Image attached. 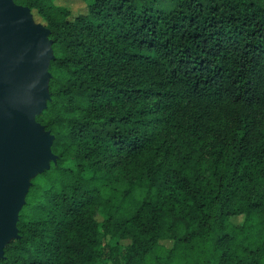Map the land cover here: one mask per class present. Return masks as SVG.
<instances>
[{"label":"trees","instance_id":"trees-1","mask_svg":"<svg viewBox=\"0 0 264 264\" xmlns=\"http://www.w3.org/2000/svg\"><path fill=\"white\" fill-rule=\"evenodd\" d=\"M12 1L48 30L55 159L0 264H264V0Z\"/></svg>","mask_w":264,"mask_h":264},{"label":"water","instance_id":"water-1","mask_svg":"<svg viewBox=\"0 0 264 264\" xmlns=\"http://www.w3.org/2000/svg\"><path fill=\"white\" fill-rule=\"evenodd\" d=\"M47 34L27 7L0 0V248L4 235L17 234L30 178L55 159L52 136L39 135L35 120L49 98Z\"/></svg>","mask_w":264,"mask_h":264},{"label":"rangeland","instance_id":"rangeland-1","mask_svg":"<svg viewBox=\"0 0 264 264\" xmlns=\"http://www.w3.org/2000/svg\"><path fill=\"white\" fill-rule=\"evenodd\" d=\"M56 3L59 4V5H63V6H66L68 7L69 9H71L72 11V15H76L78 13H81V12H85L86 10V5L84 2L80 1V0H56ZM29 14L31 15V19H32V22L34 24H42V20L35 15L34 12H32L31 10H29ZM47 45H49V42L47 39H45ZM50 49V47H49ZM46 80V79H45ZM37 133L39 135H46L48 136V134L40 127L38 126L37 129H36ZM48 166V164H46L42 169L46 168ZM41 170L37 171L35 173V175H33L30 180L36 176L38 173H40ZM98 219H100V217H98ZM241 221V219H234V222L236 223H239ZM17 237V234L16 232H11V233H8L7 236L3 237L2 240H1V248H0V252H1V249H2V246L5 245L8 241L10 240H13ZM162 244H164L165 246L167 247H170L172 245V242L169 241V240H165V241H161Z\"/></svg>","mask_w":264,"mask_h":264},{"label":"bare ground","instance_id":"bare-ground-1","mask_svg":"<svg viewBox=\"0 0 264 264\" xmlns=\"http://www.w3.org/2000/svg\"><path fill=\"white\" fill-rule=\"evenodd\" d=\"M7 236V235H4V237Z\"/></svg>","mask_w":264,"mask_h":264}]
</instances>
